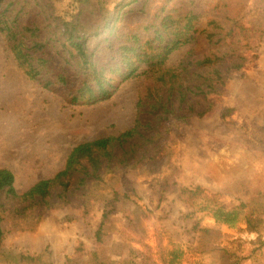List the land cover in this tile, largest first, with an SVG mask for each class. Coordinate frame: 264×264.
Segmentation results:
<instances>
[{
	"label": "rangeland",
	"instance_id": "1",
	"mask_svg": "<svg viewBox=\"0 0 264 264\" xmlns=\"http://www.w3.org/2000/svg\"><path fill=\"white\" fill-rule=\"evenodd\" d=\"M53 1L70 12L73 0ZM252 54L258 57L232 75L212 110L171 126L167 153L156 162L131 158L101 184L56 195L33 230L5 215L0 264H22V251L44 252L54 264H166L175 246L184 251L179 264L232 263L240 248L248 254L244 247L256 250L239 264H264V223L256 230L241 220L217 222L202 209L204 196L186 193L189 203L180 196L181 186L201 185L225 207L247 203L254 218H264V37ZM144 81L133 78L109 99L72 105L29 78L0 33V167L14 172L19 191L53 176L75 145L133 126Z\"/></svg>",
	"mask_w": 264,
	"mask_h": 264
},
{
	"label": "trees",
	"instance_id": "2",
	"mask_svg": "<svg viewBox=\"0 0 264 264\" xmlns=\"http://www.w3.org/2000/svg\"><path fill=\"white\" fill-rule=\"evenodd\" d=\"M110 5L107 0H73L67 13L53 0H0V33L18 65L67 103L104 101L126 81L145 76L132 127L80 142L62 169L24 191L17 189L14 172L0 167V245L5 215L15 227L33 230L54 208L56 195L90 182L101 184L131 158L160 159L167 153L171 126L212 110L232 75L258 57L252 50L264 37V0H121ZM184 47L178 63L169 65L171 55ZM231 112L225 108L223 115ZM186 193L204 196L202 209L217 222L233 226L241 220L256 230L264 223L247 210V203L225 207L211 197L217 193L201 185L181 186L180 196L189 203ZM244 248L248 254L242 256L240 248L228 264H239L256 250ZM17 255L22 264H54L44 252ZM183 256L175 246L164 262L179 264Z\"/></svg>",
	"mask_w": 264,
	"mask_h": 264
}]
</instances>
